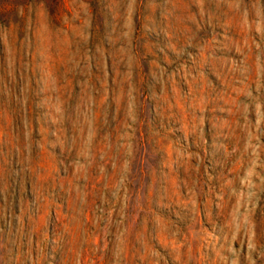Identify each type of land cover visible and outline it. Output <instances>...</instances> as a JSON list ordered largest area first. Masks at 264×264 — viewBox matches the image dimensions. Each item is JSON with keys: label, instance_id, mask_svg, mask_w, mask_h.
Masks as SVG:
<instances>
[{"label": "rangeland", "instance_id": "obj_1", "mask_svg": "<svg viewBox=\"0 0 264 264\" xmlns=\"http://www.w3.org/2000/svg\"><path fill=\"white\" fill-rule=\"evenodd\" d=\"M0 264H264V0H0Z\"/></svg>", "mask_w": 264, "mask_h": 264}]
</instances>
